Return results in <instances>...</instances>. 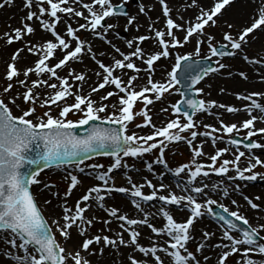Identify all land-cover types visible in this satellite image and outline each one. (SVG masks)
Segmentation results:
<instances>
[{
  "label": "snow or ice",
  "instance_id": "obj_1",
  "mask_svg": "<svg viewBox=\"0 0 264 264\" xmlns=\"http://www.w3.org/2000/svg\"><path fill=\"white\" fill-rule=\"evenodd\" d=\"M13 2L2 0L0 8ZM127 2L23 0L22 7L27 11L21 26L8 25L9 31L0 36L8 46L15 42L21 44L12 50L6 63L3 79L7 83L0 85V241L7 245L0 250V255L12 260L13 264H92L88 256L102 258L108 249L122 255L128 264H166L162 255L167 257V264H202V261L207 264L210 256L202 259L197 256L207 247L218 250L216 264H228L233 255L239 257L233 264H264V260L252 258V254L264 257V223L259 222L264 220V215H260L264 213V201L260 195L244 194L242 185L235 183L264 180V172L254 171L258 166L264 168V159L254 151L264 153V142L253 139L257 135L264 137V127H255L257 122H264V91L234 93L237 100L246 102L237 107L203 98L205 89L198 86L206 77L230 68L223 62L225 57H236L240 53L246 63L259 66L255 71L259 81L264 83V72L260 71L264 68V57H250L245 51L248 37L258 31L264 32V0H253L250 22L236 33L222 32L221 41H216L205 29L217 24L216 18L233 0H212L207 6L201 0H185L176 7L177 19H184L179 15L181 9L195 8L197 14L183 24L173 18L168 0H158L165 18L164 27L156 26L157 17L155 22L148 24L144 34L126 40L128 51H124L108 38L118 23H105L106 18L118 20L123 16L126 20L124 30L133 29L139 33L142 25L138 17L150 11L141 3L137 14H129L125 11ZM34 19L43 34L35 40H25L26 36H36L37 29L31 23ZM62 19L65 23L63 33L57 31ZM79 19L85 22L79 23ZM148 19L151 21V17ZM225 23L228 29L233 28L232 24ZM81 31L88 36L79 35ZM178 32L184 33L182 38ZM92 37L103 42L107 49L94 47ZM149 40L153 41L152 50L143 47ZM193 40L192 51H178ZM205 45L208 55L201 54V47ZM22 53L36 57L31 66L18 67ZM85 57L96 65L90 70L96 79L87 91L84 85L92 79L89 70H77L72 66L83 64ZM169 57L173 61L170 70L161 79H154L157 62ZM213 58H216L215 66L210 63ZM65 68L67 73L60 75L58 70ZM141 72L145 73L143 84L140 83ZM32 75L36 79H30ZM227 75L231 77L233 73L228 71ZM236 75L244 81L249 80L245 70H238ZM21 76L24 78L20 79ZM53 80L55 82L50 83ZM14 85L23 90L13 91ZM45 88L51 91L37 90ZM102 89L104 93L94 98ZM220 92L224 93L225 89L220 88ZM173 94H179L180 98L159 109L160 113L168 114V118L160 125L155 124L149 106L165 102L166 97ZM113 97L115 100L111 101ZM137 101L143 107L134 110ZM13 108L18 115L13 113ZM38 108L44 111L38 113ZM213 109H224L229 114L244 112L248 118L239 124L226 123L219 118L222 113ZM198 113L215 116L219 127L198 121ZM137 117L142 120L134 127H147L151 130L148 134L130 130L129 125ZM85 126V133L78 135L77 129ZM222 133L228 134L227 144L216 148L218 141L225 140ZM241 133L243 138H234ZM180 142L189 146L190 160L172 167L165 153L171 144ZM208 142L213 145L214 154L204 152ZM149 153H154V159L144 161V167L156 176V182L148 176L136 180L126 173V184L118 185L113 175L115 170L139 171L125 158L144 160ZM225 154L231 158H225ZM93 156L110 157L111 163L107 167L99 162L86 163ZM204 157L206 161L200 159ZM155 165L162 166L159 172ZM53 166L64 167L68 186L62 194L52 193L61 214L49 225L31 188L33 185H42L48 191L55 188L54 183L40 179V174ZM86 169L92 171L85 175ZM230 172L233 175H229ZM211 175L221 179L212 183L208 180ZM166 176L176 178L177 183H165ZM224 178L233 183L226 184ZM175 188L180 189L179 194ZM81 189L74 204L69 205L68 198L72 197L73 190ZM237 193L248 208L256 211L255 224L241 212L238 200L233 198ZM119 194L132 198L129 203L136 216H130L115 203ZM222 198L228 199L234 207L223 203ZM153 201L160 202L154 211L150 210L154 207ZM44 204H52V199H45ZM94 205L105 213L104 217L86 215ZM172 206L187 211V217L178 222L171 212ZM216 207L222 211L216 212ZM157 216L164 221L161 226L153 223ZM207 216L220 222L219 242L212 243L217 233L205 229L195 251L189 250V242L196 239V223ZM95 223L105 227L91 233ZM114 223L115 231L110 227ZM53 226L65 244L72 241L77 247H62L55 238ZM144 227L150 230L147 245L141 243ZM157 238H162L163 243ZM121 248L128 249V253H121Z\"/></svg>",
  "mask_w": 264,
  "mask_h": 264
},
{
  "label": "rangeland",
  "instance_id": "obj_2",
  "mask_svg": "<svg viewBox=\"0 0 264 264\" xmlns=\"http://www.w3.org/2000/svg\"><path fill=\"white\" fill-rule=\"evenodd\" d=\"M139 1L140 0H128V2H127V6H128L127 7V12H129V14H133V15L137 14V11L133 12L134 11L133 8L138 4ZM0 2H2V0H0ZM69 2L71 3V0H69ZM85 2H89V0H85ZM113 2L114 3H119L120 0H113ZM169 2L170 1L168 0V3ZM236 2L237 1H233L232 3L235 4ZM155 3H156L157 6H159L158 0H155ZM232 3L229 6H227L226 9L232 8L234 6V5H232ZM22 4H23V0H14V2L12 4H6L3 8H0V36H2L4 32L9 31L8 25H11L12 28L20 27L21 26V21L24 20V17L26 15V11H27L26 9H24L22 7ZM158 11L160 12V9L159 8H158ZM229 12L230 11L226 10L222 15H219L216 18L217 19V24L215 26L206 27V29H205V31L207 33H210V34H212V35H214L216 37V41H221V37L217 33H218V30H219L220 26L222 25V21L224 20V18H226L227 14ZM85 14L87 15L86 12H85ZM195 15L196 14L194 12L187 11V16H185L183 20L180 21L178 19L179 20V23H182L183 24L185 22V19L187 17L194 19ZM140 16L145 17V18H138L139 21L142 22V23H145L146 22V16L147 15L144 13V14H140L139 17ZM121 18H124V17L121 16L118 20H114V19H111V18H106L105 23H118L119 26L115 30L118 29L119 35L118 36L115 35L116 37H112V31H110L109 34H108V38L111 39L113 41V43H115L117 46L121 47L122 50L126 51V50H128L126 48V46H125L126 45V40L129 39V38H127V32L124 30L125 24H124V26L121 25V24H119L121 22ZM173 18L174 19H177V17H175V16H173ZM80 21H82L81 23H84L85 22L83 19H79V23H80ZM249 22H250V20L248 21V23ZM31 23L37 29L36 36H26L25 37V40H35L37 36L43 34L41 32V29L39 27L38 22H36L35 19ZM161 23H162V25L164 27V18H162V22ZM73 27H76V24L75 23H73ZM121 27H122V29H121ZM64 30H65V23H64V20L62 19L61 22L57 26V31L63 33ZM115 30H114V32L116 33ZM134 34L136 36V35H139V34H144V32L139 31V33H138V32L135 31ZM183 34L184 33L182 32V35ZM79 35H81L82 37H86L88 35V33L87 32H84V31H81L79 33ZM259 35H260V32L258 31V32L254 33V34H251L248 37V46L245 49V51L247 49H250L251 46H254V43H256ZM98 41H100V40H98ZM101 43L104 44L103 42H101ZM193 43L195 44V41L194 40H193ZM20 46H21L20 42H15L11 46H8V45H6L4 39H0V85H3V84H6L7 83L3 79V75H4V72H5V69H6V63L9 61V58H10V55H11L12 50L15 49L16 47H20ZM193 47L192 48H188V46L185 45L184 48L178 49V51H180L181 53L188 52V51H192L193 50ZM252 48L255 49V47H252ZM201 54L202 55L209 54L208 51H207L206 45L201 47ZM21 55H22L23 58L18 63V67L19 68H24L25 66H31L32 63H33V61L36 59L35 56L30 55V54H27V53H22ZM242 56L243 55L241 53V59L243 60ZM228 58H231V57H225L224 59H228ZM85 59H87V61L91 65H93V67H96V65L94 64V62L89 57H85ZM53 62H55V58H53ZM106 62H107V59H106ZM172 62L173 61L171 59L170 62L167 63V67H166V63H165L164 68H165L166 71L167 70H170L169 65ZM137 63L140 64L139 61H137ZM159 64H160V61H158L157 64L155 65L156 71L158 69ZM80 65L81 64L77 63V64H73L72 66L74 68H76L77 70H80V67H81ZM140 66L143 67V65H140ZM166 71H163V74L164 75H160V76L157 75L156 76V74H154V79H161L162 77H164L166 75ZM237 71H236V73H237ZM58 72H59L60 75H65L67 73V69L65 68L63 70H58ZM89 75H92V72L90 71V69H89ZM92 77H93V75H92ZM140 77H141L140 83L143 84L144 83V78H145V73L144 72H141L140 73ZM23 78H24L23 76L20 77V79H23ZM30 79H36V77L34 75H32V76H30ZM95 79L96 78H92V79H90V81L88 80V83L84 85V90L85 91L88 90L89 85H92L93 82L95 81ZM125 79H126V77H125ZM51 82H55V81L53 80V81H50V83ZM198 86H200V85H198ZM17 90L22 91L23 89L20 88L19 85H14L13 91H17ZM37 90L38 91H41L42 93L43 92H50L51 91L50 89H46V88L45 89H37ZM109 90H111V89H109ZM104 91L105 90L102 89V90H100L99 93L94 94V98H98L100 95H102L104 93ZM202 96H203V98H205V94H202ZM68 99H69V102H71V98H68ZM178 99H179V94H173V95L167 96L165 102H156L154 105L149 106L151 108V110H152V115L157 116V119L159 117H161V116L163 118H168V114H166V113H160L159 112V109L162 106H167L168 103L175 102ZM110 100L111 101H114L115 100V97L110 98ZM18 103H19V101H18ZM142 107H143L142 103L140 101H137L136 105L134 106V110H139ZM37 111H38V113H42L44 111V109L38 108ZM13 113L16 114V115L19 114L15 108H13ZM208 116H210V115H208ZM214 117L215 116L210 117L211 118L210 120L212 122L211 124H214L217 127H219V125L217 123V119L212 120ZM222 117H223V115L220 116L219 118L222 119ZM70 118L75 119L76 117L70 115ZM141 120H142L141 117H137V119L134 121V123L129 125V128H130V130L137 131L141 135L148 134L151 131L149 128L145 127V128L136 129L134 127V124L135 123H140ZM157 122L160 123L159 120H157ZM244 131L246 132L247 130H244ZM184 135H187V133H184ZM222 135L225 136V140L224 141H221V143H224L226 145L227 144V140H228V134H223L222 133ZM259 137H262V136L257 135L254 138H256L257 140H259ZM233 150H235V149H233ZM241 150H243V148H241ZM208 154H214V153L212 152V150H210L208 152ZM165 158L167 159L169 165L172 166V167H175V166L179 165L180 163L188 162L190 160V149H189V146L187 144L183 143V142L171 144L169 146V150H166ZM225 158H227V157H225ZM111 159L112 158H110V157H102V156H99V157L91 158L90 160L86 161V163L99 162L101 164H104L105 167H107L111 163ZM125 159L127 160L128 164H130V165L131 164H135L136 169H138L140 171H144V173L147 174L146 176H148L149 178L153 179V182H154V180L156 181V176L153 177L152 174H150L147 171V169L144 167V161H151L152 159H154V153L146 154L145 157H144V160H133L131 158H125ZM241 164H242V166L244 165V159L243 158H242ZM154 167H155V170L157 172L159 170H161V168H162V166H160V165H155ZM69 170H71V167L70 166H69ZM262 170L264 171V168L258 166L257 169H255L254 171L262 172ZM91 171H92L91 169H86L85 175H87V173L88 172H91ZM126 173L133 175L134 179H136V180H140L142 178V177L138 178L135 175V171H133L131 169H123L122 168V169H119V170H115L113 172V175H114V177H115L116 182H117L118 185H125L124 182L126 181L125 180V174ZM65 175H66V172H65V169H64L63 166H61L59 168L56 167V168L49 169V170L44 171V172H42L40 174V179H41L42 182L47 181V182H50V183H54L55 184L56 187L53 188L51 191H48V190L43 189L42 185L41 186L33 185L34 194L36 195V198L39 201L40 206L42 207L44 214H46V215L48 214L47 215L48 217L46 215H45V217L47 218L49 225H52L53 219L57 218L61 214L60 213V207H58L57 204H56V203H58L57 202V199L52 196V193H54L56 191H59L62 194L67 189L68 183L64 179V176ZM170 177H171L172 183H177V179L176 178H174L172 176H170ZM117 178L122 183H119V181H117ZM256 181H257L256 182L257 184H260L261 186H264V180H260L258 178ZM228 182H230V181H228ZM249 182H251V181H248V182L235 181V183H239V184L242 185L241 191L244 194H247V195H249V193L251 192L250 191L251 188L249 186L252 183L248 185ZM230 183H233V182H230ZM81 191H82V189L79 190V191L78 190H73L72 197H69L68 198L69 205H73L74 199H76L81 194ZM145 191L147 192L148 189L146 188ZM236 195L239 196L240 199H242V197L240 196L239 193H237ZM117 197L118 198H124L127 201V205H131L129 203V201L132 199L130 196L125 195V194H119ZM49 198L52 199V204H50V205L44 204V200L45 199H49ZM108 203L109 204H112L113 201H108ZM115 203H118V202H116V199H115ZM223 203H225L227 205L226 202H223ZM57 209L59 211H57ZM123 209L125 210L124 207H123ZM100 211L102 212V215L105 216V213L102 210H100ZM98 213H99L98 211H95L92 208L91 210H89V212H86V215L95 214L97 216H100V215H98ZM128 213L130 214V216H136L131 211H129ZM185 214L186 215L182 217L183 219H185L186 216H187V213H185ZM207 217L209 219L211 218L210 220H212L213 223L216 224V226L219 227V224H220L219 221L217 222L216 220H214L212 216H210V217L207 216ZM248 219H249L250 223H252L251 219L250 218H248ZM111 226H112L113 230L115 231L116 230V228L114 227L115 226V223L113 225H110V227ZM104 227H105V225L102 224V223H95L93 225V227L90 229V232L91 233H96L98 230H100V229H102ZM53 232L55 233V235H56L57 239L59 240L60 245L62 247H65L67 249H71V248L74 249V248L77 247V244H75L72 241H69L68 244H65L63 237H61L60 233L58 231H56L55 226H53ZM109 234H111V233H109ZM262 235H264V233H262ZM125 236H126V239H127V234H125ZM3 245H5L7 247L6 244H4L3 242H1V244H0V250L4 249L3 248ZM196 246H197V243H195L194 245H191L189 247V250L195 251ZM93 247H96V246H93ZM205 249H207V247ZM107 250L108 249H106L105 252ZM126 250L127 249H124L125 252H126ZM212 252H213V250H211L210 253L212 254ZM215 254L217 255V251H215ZM82 255H87V253H82ZM0 256H3V255H0ZM197 256H198V258H201L202 259V257L205 256V255H203L200 252V253H197ZM209 256H210V254H209ZM3 257H5V256H3ZM103 258L104 257L101 258V257H98V256H88V259H90L92 261V264H126L125 261H124V259H122L121 256H115L111 260H108V261H106V258L103 260ZM216 258L217 257H214V256L211 257V261L210 262H207V264H216V260H217ZM238 258L239 257L236 256V255H233V256L229 257L228 264H233V262L236 261ZM5 259H7V258L5 257ZM7 260H8V262H7L8 264H13V261L12 260H10V259H7ZM69 264H71V262H69ZM202 264H203V261H202Z\"/></svg>",
  "mask_w": 264,
  "mask_h": 264
},
{
  "label": "bare ground",
  "instance_id": "obj_3",
  "mask_svg": "<svg viewBox=\"0 0 264 264\" xmlns=\"http://www.w3.org/2000/svg\"><path fill=\"white\" fill-rule=\"evenodd\" d=\"M169 1H170L169 2V6L173 8L172 16L177 17L176 7H177L178 4H183L185 2V0H169ZM233 1H237V2L235 4L232 3V5H234L232 8H228V9H223L222 10V13H224L226 10H228L230 12L227 14L226 18H224V20L222 21V25L220 26V28L218 30L217 34L220 37H221L222 32H225V31H231L233 33L238 32L243 26L247 25L248 21L250 20V17L253 15V12H254L253 0H233ZM201 2L205 6H207V5L211 4L212 0H201ZM141 3L145 4L146 8L150 9V11H146V13H145L147 15L145 23H142V22L139 21L141 23V25H142L141 28H140V31L145 33V31L147 29V26H148V23L155 22L157 20V17H159V22L157 23L156 26L158 28H163V25H162L161 22H162V18H164V17L162 15V12L158 11V8L161 10V6L160 5L157 6L156 3H155V0H140L138 2V4L133 8L134 9L133 12H135V11L138 12V7H139V5ZM187 11H190V12L192 11L195 14H197V10L195 8L188 9ZM187 11H184L183 9H181L179 15L185 17V16H187ZM148 17H151V21L148 19ZM138 18H145V17L140 16ZM191 19L192 18H188L187 17L185 19V21H188V20H191ZM179 20L176 19L177 23H179ZM81 22L82 21H80V23ZM125 22H126L125 18H121V22L119 24L124 26ZM225 22H227L229 24H232L233 28L232 29H228ZM121 29H122V27H121ZM115 31H116V33H118V29L115 30ZM126 32H127V38H132L133 36H135V34H134L135 31L133 29H129ZM115 35H116L115 32L112 31V37H116ZM177 35L180 36L181 38L183 37L182 32H178ZM92 39L95 40L94 46L96 48L107 49V46L105 44H102L100 41H98L94 37H92ZM152 44H153L152 40L145 41L143 47H145L147 50H152ZM187 46H188V48H192L194 46L193 41L188 43ZM252 47H255V49L252 48ZM250 49L246 50L247 54L250 57H258V56L259 57H264V32H260V35H259L256 43H254V46H251ZM126 51H128V50H126ZM242 55H243V53H242ZM108 59H110V57ZM171 59L172 58L169 57L168 59L162 58L160 60V64L158 66V69H157V71H155L156 76L157 75L158 76L164 75L163 71H166L165 68H164V65L166 63V67H167V63H169ZM223 62H225L226 64L230 65V68L222 70L221 73L212 74L209 77H206L205 81H202L201 84H200L201 87H204V89H205L204 94H205V98L206 99L216 100L219 103H225V104L234 105V106L239 107V106H241L242 104H244L246 102L241 101V100H237L235 95H234V93L243 92L245 90H247L249 92L250 91H264V83L259 81V79L257 77V73L255 71L256 68H259V66L250 65L249 63L244 62L241 59V53L238 54L236 57H231V58H228V59H224ZM80 66H81L80 69H85V70H89V69L91 70V69L95 68V67H93V65H91L87 61V59H84L83 64H81ZM237 70H245V71H247L248 74H249V80L248 81H244V80L240 79L236 75V71ZM228 71H231L233 73V75L231 77L227 75ZM260 71L264 72V68H261ZM89 76H92V75H89ZM92 78H95V76H93ZM209 85H210V87H209ZM220 88H224L225 92L221 93L220 92ZM208 93H211V95H207ZM213 111L222 113V115H223L222 119L226 123L237 122L239 124V122H241L243 119L247 118L246 117L247 115L244 112H239V113H236V114H229L224 109H213ZM197 115H198L197 116V120H199V121L202 120L204 123H208V124L212 123L211 120H210L211 119L210 117H212V116H208V115L202 114V113H198ZM166 119L167 118H163L162 116L157 119V116L153 115V122L155 124H157V125H160L162 123V121H165ZM214 119H217V118L214 117L212 120H214ZM157 120H159L160 123H158ZM255 126H256V128L264 127V122H257L255 124ZM197 139L199 140V139H201V137H198ZM259 140L264 142V137H259ZM224 146H225L224 143H221V141H218V143L216 145V148H220V147H224ZM210 150H212V152L214 153L213 145L211 144V142H208V143H206L204 145V152L206 154H208V152ZM254 151L256 152L257 155L261 156V159H264V153H262L260 150H254ZM225 157L231 158L229 154H225ZM200 159L206 161L207 157L200 158ZM135 175L138 178H140V177L146 176L147 174L144 173V171H140L139 170V171H135ZM229 175H233V174L230 172ZM152 176L155 177V175H152ZM220 179L221 178H219V177H217L215 175H211L208 178V180L210 182H212V183H217V182H219ZM224 180H225L226 184H231L230 182L226 181L227 180L226 178H224ZM117 181H119V183H122L118 178H117ZM155 182L156 181L154 180V183ZM256 182L257 181H251V182L248 183V185L252 183L249 186L251 188L250 189L251 192L249 193V196L260 195L262 197V201H264V186H261L260 184H257ZM124 183L126 184V181ZM165 183H171L173 185L176 184V183H172L170 176H166ZM175 190H176V192L178 194L180 193V189L179 188H175ZM33 193H34V191H33ZM233 198L238 200L241 212H243L248 218L251 219L252 223L255 224L254 217L257 215L256 211L255 210H251L250 208H248V206L243 201V199H240L239 196H237L236 194H235V196ZM222 201L226 202L227 205H229L230 207H234V206L230 205V201L228 199L222 198ZM74 202H75V199H74ZM74 202H73V204H74ZM116 202H118V204H120L121 206L123 205L122 207H124L126 211H128V212L131 211L133 214L137 215V213L135 212L134 208L131 205H127V201L124 198L116 197ZM56 204L59 207L58 203H56ZM152 205L154 207L150 208V210L154 211L155 208L159 207L160 202L159 201H154V202H152ZM145 207H149V206L145 205ZM93 209L95 211L99 212L98 215H100L101 217H104L102 215V212L99 209L95 208V205L93 206ZM57 211H59V210L57 209ZM171 212H172L174 218H176L178 222L182 221L183 220L182 217L186 215L185 213H187V211L177 210L175 206L171 207ZM43 214H44V212H43ZM45 215L46 214H44V216ZM187 215H188V213H187ZM260 215H264V213H260ZM210 219L208 217H205V218H203L202 220H200V221H198L196 223V225L194 227V236L196 237V239H194L193 241H190L188 247H190L191 245H194L195 243L198 244L200 242L201 234H202V232L205 229L217 233V236L213 237L212 243L219 242V240H218V238L220 236L219 227L216 226V224H214L213 221L210 220ZM153 222L157 226H161L164 223L163 219L160 218L159 216H157L153 220ZM259 222L260 223H264V220H260ZM114 227L116 228V225ZM149 235H150V230L147 227H144L142 229V237H141V242L143 244L147 245L149 243V239H148ZM125 238H126V236H125ZM157 240L160 243L163 242L162 238H157ZM1 242L2 241H0V244H1ZM3 248H6V246L3 245ZM71 249H73V248H71ZM211 250H213L212 254L210 253ZM128 251L129 250L127 249L126 252H125L124 248H121V253H128ZM215 251H218V250L214 249V248H207V249L203 250L201 253L203 255L209 256V254H210L211 257H213V256L217 257V255L215 254ZM136 255L138 257L140 256L139 253H136ZM115 256H121L122 259H124V257L122 255H118V254H115V252H110L109 250H107L105 252L103 260L106 258V261H108V260H111ZM162 258L165 259L166 264H167V257L162 255ZM252 258H254V259L258 260V261L259 260H264V257L260 256L259 254H252ZM124 261H125L126 264H128L126 259H124ZM210 261H211V259L208 262H210ZM7 262H8V260L5 259V257L0 256V264H4V263L8 264Z\"/></svg>",
  "mask_w": 264,
  "mask_h": 264
},
{
  "label": "water",
  "instance_id": "obj_4",
  "mask_svg": "<svg viewBox=\"0 0 264 264\" xmlns=\"http://www.w3.org/2000/svg\"><path fill=\"white\" fill-rule=\"evenodd\" d=\"M182 75V73H181ZM87 126L83 127V128H80V129H77V134L78 135H83L85 133V129H86Z\"/></svg>",
  "mask_w": 264,
  "mask_h": 264
}]
</instances>
